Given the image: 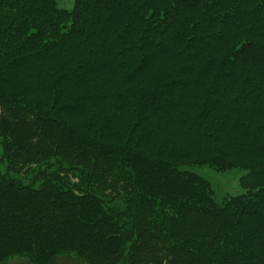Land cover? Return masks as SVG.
I'll list each match as a JSON object with an SVG mask.
<instances>
[{"label": "trees", "instance_id": "trees-1", "mask_svg": "<svg viewBox=\"0 0 264 264\" xmlns=\"http://www.w3.org/2000/svg\"><path fill=\"white\" fill-rule=\"evenodd\" d=\"M58 1L0 0V264H264V0Z\"/></svg>", "mask_w": 264, "mask_h": 264}, {"label": "rangeland", "instance_id": "rangeland-1", "mask_svg": "<svg viewBox=\"0 0 264 264\" xmlns=\"http://www.w3.org/2000/svg\"><path fill=\"white\" fill-rule=\"evenodd\" d=\"M74 6V0H59L60 9L71 10ZM1 154V152H0ZM206 178L212 185L215 193V200L222 204L228 197L244 194L246 191L241 187L240 179L245 174L241 169H233L225 172H217L208 166L190 168ZM15 264H31L28 258L14 259ZM57 264H86L76 258L59 257Z\"/></svg>", "mask_w": 264, "mask_h": 264}]
</instances>
